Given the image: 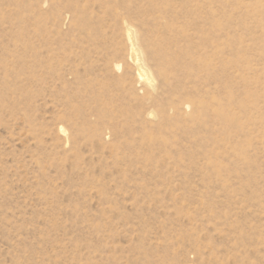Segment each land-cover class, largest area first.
<instances>
[{
    "label": "rangeland",
    "instance_id": "1",
    "mask_svg": "<svg viewBox=\"0 0 264 264\" xmlns=\"http://www.w3.org/2000/svg\"><path fill=\"white\" fill-rule=\"evenodd\" d=\"M0 264H264V0H0Z\"/></svg>",
    "mask_w": 264,
    "mask_h": 264
},
{
    "label": "bare ground",
    "instance_id": "2",
    "mask_svg": "<svg viewBox=\"0 0 264 264\" xmlns=\"http://www.w3.org/2000/svg\"><path fill=\"white\" fill-rule=\"evenodd\" d=\"M125 30H126L127 41L129 43L128 62L131 68H133V70L135 71L137 80H139L140 82L142 81L148 88H151L152 90L154 87L153 86L154 79L150 71L147 69V67L144 64L143 61L144 56L142 58L143 54L141 53L140 48L138 46L137 37L131 27L126 26ZM61 128L62 127L59 128L60 129L59 131L62 132Z\"/></svg>",
    "mask_w": 264,
    "mask_h": 264
}]
</instances>
